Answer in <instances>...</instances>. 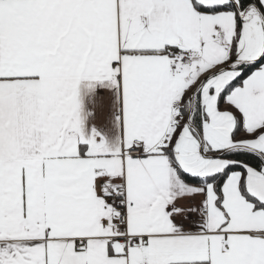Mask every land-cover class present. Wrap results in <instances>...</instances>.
I'll list each match as a JSON object with an SVG mask.
<instances>
[{
  "label": "snow or ice",
  "instance_id": "6c2138e0",
  "mask_svg": "<svg viewBox=\"0 0 264 264\" xmlns=\"http://www.w3.org/2000/svg\"><path fill=\"white\" fill-rule=\"evenodd\" d=\"M0 264H264V0H0Z\"/></svg>",
  "mask_w": 264,
  "mask_h": 264
},
{
  "label": "crops",
  "instance_id": "0c3cea01",
  "mask_svg": "<svg viewBox=\"0 0 264 264\" xmlns=\"http://www.w3.org/2000/svg\"><path fill=\"white\" fill-rule=\"evenodd\" d=\"M94 83V88L90 90L89 85ZM108 94L112 90L102 82H90L82 80L79 85L80 99L82 101L81 117L84 121V129L91 132L93 128L105 135L109 140H114L117 135V129L114 125L115 117L118 115L115 106L103 110L95 109L92 103V92ZM94 112V115H93Z\"/></svg>",
  "mask_w": 264,
  "mask_h": 264
}]
</instances>
